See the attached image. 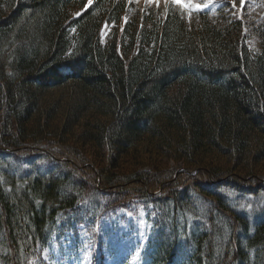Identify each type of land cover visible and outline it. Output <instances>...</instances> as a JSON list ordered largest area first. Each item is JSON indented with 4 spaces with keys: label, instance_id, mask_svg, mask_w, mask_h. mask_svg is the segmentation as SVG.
Segmentation results:
<instances>
[{
    "label": "trees",
    "instance_id": "trees-1",
    "mask_svg": "<svg viewBox=\"0 0 264 264\" xmlns=\"http://www.w3.org/2000/svg\"><path fill=\"white\" fill-rule=\"evenodd\" d=\"M84 2L0 0V264L134 201L151 264H264V16L150 7L118 50L125 0Z\"/></svg>",
    "mask_w": 264,
    "mask_h": 264
},
{
    "label": "rangeland",
    "instance_id": "rangeland-1",
    "mask_svg": "<svg viewBox=\"0 0 264 264\" xmlns=\"http://www.w3.org/2000/svg\"><path fill=\"white\" fill-rule=\"evenodd\" d=\"M126 3L129 6L122 12L118 24L113 25L111 22L101 24L98 32L101 43L116 39L119 44L120 32L126 21L136 13L140 23V19L150 7H160L162 14L163 8L171 4L178 8L188 27L198 24L197 15L200 11L208 13L212 21L220 20L222 14L239 20H249L255 25L259 24L264 16V0H126ZM77 9L72 10L74 14ZM247 30L248 25H245L244 31ZM90 158L94 160V156ZM260 203L264 205V200L260 199L258 204ZM84 204L88 205L85 202ZM135 204L136 208L133 204L130 206L134 212L129 213L125 209H118L115 212L122 214L125 219H119L117 214L106 215L105 212L97 211L99 218L90 227L91 229H84L83 223H70L63 227L62 232L54 233L50 247L42 249L40 257L31 259L29 264H54L60 256L66 255L69 258L59 261V264H98L97 258L102 259V264H143L145 257H148L145 253V244L150 241V235L147 233L150 224L146 215L151 205L144 208L139 202ZM92 210L94 209L90 211ZM95 236H98L96 241ZM99 240H103L100 247L96 243ZM180 252H176L177 255L180 256L178 254Z\"/></svg>",
    "mask_w": 264,
    "mask_h": 264
}]
</instances>
